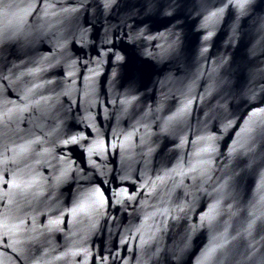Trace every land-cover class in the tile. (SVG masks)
Returning a JSON list of instances; mask_svg holds the SVG:
<instances>
[{
	"label": "water",
	"instance_id": "obj_1",
	"mask_svg": "<svg viewBox=\"0 0 264 264\" xmlns=\"http://www.w3.org/2000/svg\"><path fill=\"white\" fill-rule=\"evenodd\" d=\"M0 264H264V0H0Z\"/></svg>",
	"mask_w": 264,
	"mask_h": 264
}]
</instances>
